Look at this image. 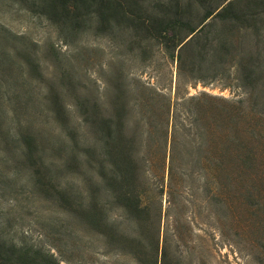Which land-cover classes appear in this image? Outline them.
Returning <instances> with one entry per match:
<instances>
[{
	"label": "trees",
	"instance_id": "1",
	"mask_svg": "<svg viewBox=\"0 0 264 264\" xmlns=\"http://www.w3.org/2000/svg\"><path fill=\"white\" fill-rule=\"evenodd\" d=\"M8 1L47 20L67 47L91 35L114 40L129 55L101 65L102 90L85 94L72 68L45 72L37 51L0 22V153L10 151L9 109L21 151L5 163L27 168L34 193L72 212L81 229L105 240L109 254L136 264H184L181 249L194 233L199 198L210 213L215 207L243 219L241 227L264 241V0ZM154 43L175 65L174 96L126 69L147 62ZM7 72L48 84L41 104L60 126V147L6 105L13 102ZM214 80L236 83L245 97L182 94ZM23 91L14 99L29 106L34 100ZM70 98L80 121L73 130ZM58 152L68 156L63 165ZM70 158L78 170L75 192L57 176ZM72 199L76 209L69 208ZM0 264L60 262L0 230Z\"/></svg>",
	"mask_w": 264,
	"mask_h": 264
},
{
	"label": "rangeland",
	"instance_id": "2",
	"mask_svg": "<svg viewBox=\"0 0 264 264\" xmlns=\"http://www.w3.org/2000/svg\"><path fill=\"white\" fill-rule=\"evenodd\" d=\"M0 22L11 33L23 37L24 45L37 51V59L45 72H51L52 67L58 65L66 69L72 68L85 94L90 91L97 94L96 89L102 90V83L98 81L101 65L104 66L108 61L129 59L128 51L119 50L114 40L95 38L91 35L85 36L78 45L67 47L56 29L47 20L28 13L18 4L8 0H0ZM95 50L99 52L96 54ZM147 58V62L131 61L126 69H130L132 74L136 75L135 78L141 75L142 81L174 96L176 68L169 56L161 52L159 45L154 43ZM7 77L10 80L9 95L13 102L6 105L16 109L19 119L21 117L42 130L44 136H55L53 143L60 147L61 135H58L60 126L51 120L45 106L41 104L44 87L48 84L45 82L39 85L35 78L40 79V77L35 75L31 81H28L27 77L21 73L18 79L11 72H7ZM21 84L22 86H19ZM21 89L24 90L23 93H27L28 98L32 97L34 100L29 106H27L26 98L20 102L14 99L13 93ZM183 93L187 96L206 93L233 101L245 97L244 90L229 80L194 83L184 87ZM66 103L69 107L68 116L73 130L80 121L78 114L70 107L75 103L73 98L68 99ZM8 112L10 119L7 121L5 131H9L10 134L11 152L0 153V230L2 234L19 245L53 254L60 264H136L128 257L109 254L105 240L81 229L72 212H67L58 205L47 202L43 196L34 193L33 184L28 179L27 168L23 164L19 163L18 169L16 166H7L5 163L7 158L13 157L12 154L18 155L21 151L16 134L17 119L14 112L9 109ZM62 153L58 152L53 156L58 157L63 165L64 157L68 156ZM57 176L63 187L76 191L78 170L72 159L67 167L58 171ZM196 187L200 188L198 183L195 189ZM199 194L201 195L200 191ZM199 199L196 203L198 206L193 210V215L197 219L193 227L194 233L192 237L190 236L187 245L181 249L183 263L260 264L258 261L260 249L257 246L261 245L262 251L264 241L257 243L256 234L247 232L241 227V224H244L243 219L238 221L229 211L217 210L215 207H213L214 213H210L201 202L203 199ZM73 200L69 208L76 209V203ZM164 206H166L165 203Z\"/></svg>",
	"mask_w": 264,
	"mask_h": 264
}]
</instances>
